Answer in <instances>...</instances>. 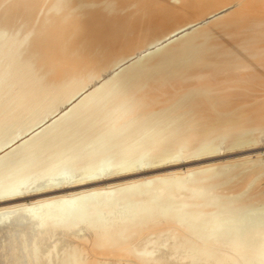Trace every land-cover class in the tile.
<instances>
[{
    "label": "bare ground",
    "instance_id": "bare-ground-1",
    "mask_svg": "<svg viewBox=\"0 0 264 264\" xmlns=\"http://www.w3.org/2000/svg\"><path fill=\"white\" fill-rule=\"evenodd\" d=\"M7 80L17 101L1 118L30 112L24 132L60 111L0 155V175L41 177L0 194V264H134L166 221L191 220L187 237L221 209L264 204L251 161L191 166L264 134V0H0ZM64 166L75 178L58 179ZM72 199L78 213L52 224L26 212ZM118 204L133 207L100 217Z\"/></svg>",
    "mask_w": 264,
    "mask_h": 264
},
{
    "label": "rangeland",
    "instance_id": "rangeland-1",
    "mask_svg": "<svg viewBox=\"0 0 264 264\" xmlns=\"http://www.w3.org/2000/svg\"><path fill=\"white\" fill-rule=\"evenodd\" d=\"M151 50H153V48H151ZM130 59L131 61L136 60V56H132L130 57ZM127 63L129 62H126L125 64ZM16 74H18L19 77H22L21 74L23 75V72L21 71ZM4 83H5V89L0 87V140H3L4 136L5 138L7 137V135L10 136L13 132H15V130L17 132L19 131L18 133L20 134H18L17 138L14 141H12L10 144L0 148V155L4 154L6 151H8L10 148H12L14 145L18 144L22 140L27 139L29 136L36 133L46 124L52 122L55 118L59 116V111H60L58 110L52 114L49 113V116L45 118L43 122L39 124H33L28 131L24 132L29 127V122H31L30 119H32L31 118L32 114L30 112H28L22 118H20L19 119L20 121H16V122H12L11 120L7 121L1 118V116H4L1 115V113L4 110L9 111L10 109L9 106L17 98L15 97V95L17 96L16 84H14L15 82L13 83V81L7 80ZM11 84L14 87H12ZM231 146L232 145L230 142L221 143L218 148H215L216 150L214 152L213 150H209L210 152L207 151L208 154H211L213 152L212 154L215 155L214 157H210L204 161L192 162L191 166L202 167L204 165H207L208 163H212V161H218L222 164H224L223 162H226L224 164L226 165L228 163H232L233 161L242 162L248 160L251 161L252 165H254V168L252 169L260 171L259 173L260 177L258 176V178L257 177L252 178L251 181L252 186L262 185L261 187H264V134H260L258 138L245 142L242 145L235 147L234 146L231 147ZM249 147H254V148L243 151H236L237 149L238 150L242 148L246 149ZM220 150H222V152ZM230 160L233 161L231 162ZM101 162H102L100 164L101 172H108L112 168L111 166L113 163L111 162L110 158L107 157L103 158ZM56 175L59 180L67 181L72 178H75L76 172H74V170L70 166H64L57 172ZM39 176L40 175L38 176L28 175L24 178L22 177L23 178L22 179L21 177L15 176L13 174L0 175V194L5 195L6 193L13 192L14 190L15 191L21 190V188H30V187H31L30 189L36 188L37 183L41 181L40 180L41 177ZM107 202H110V199H108ZM79 203L80 202L72 199V200L64 201L63 203L59 202L57 204H51L49 206H42V207L38 206L32 209H27L26 212L28 211L29 213L34 214L36 218L44 216L45 217L44 221L48 224H52L55 223V221H57V219L66 212L69 213L70 216H74L76 213H78ZM132 207L133 204H130L129 207L128 208L126 207L125 209L121 204H118L115 207L116 210H113V212H111L110 214L105 211L101 212L100 217L102 219H105L108 215L109 217L113 215L116 216L117 214L124 215L130 212ZM163 221L164 220H162L161 222ZM187 221L189 223H186ZM187 221H185L186 224H184L183 222H178L177 224H175L173 223V221L171 222L169 221V223L167 221L166 222L164 221L165 223H162V225H160L156 231L154 230L153 232L151 231L147 233L148 236L146 235L147 238L146 243H148L149 246L147 249L141 250L138 253L137 259L133 261L134 264L135 263L139 264V262L140 264H167V263L168 264L170 263L171 264L172 263L174 264H264V229L261 230V228H264V204L250 205L246 207L232 206L226 209H221L218 211L217 214L214 215V217L206 218L205 220L201 221L199 223L200 226L194 225L195 228L192 229L195 230L196 233L192 235H186L187 237H182L178 233L179 232L178 229L180 228L178 225L181 223L180 225H182V227L188 230L190 228L191 230V227L193 226L192 224L193 222L191 220H187ZM5 223L9 224L8 221H6ZM36 227H37V222L35 221L32 223V228L34 229ZM253 228L254 230H252ZM250 230L252 231V233ZM256 230H258V232H255ZM206 234L207 235L213 234V236L217 235L218 239L215 240V242L217 243L213 241V244L212 243L209 244L210 242L203 241V243L201 244L202 240L199 238L202 237L203 235L205 236ZM234 238L237 241H235ZM240 238H242V240H240ZM142 240L144 239L142 238ZM233 243L236 246V248L233 245ZM243 243L245 245H243ZM205 244L209 248L208 247L205 248ZM188 246H191L192 248ZM200 248H202V250ZM171 249L173 250V252L171 251ZM175 249L177 251H174ZM196 249L199 250L197 251ZM208 251L209 253H207ZM182 252H184L185 255ZM204 252L208 255H206ZM145 253L147 254V256ZM199 253L201 257L198 256ZM140 254L143 256H141ZM194 254H196L198 258ZM158 257L159 258L163 257L165 263H158V259H159ZM183 257L188 258V260L186 259V261H184L185 258ZM10 260L14 262L15 258L11 256ZM154 261L156 263H154Z\"/></svg>",
    "mask_w": 264,
    "mask_h": 264
}]
</instances>
